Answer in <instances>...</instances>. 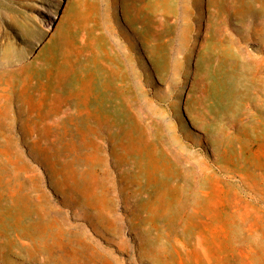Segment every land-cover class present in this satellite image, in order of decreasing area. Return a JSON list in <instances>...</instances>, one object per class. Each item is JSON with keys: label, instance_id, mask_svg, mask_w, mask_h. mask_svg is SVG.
Segmentation results:
<instances>
[{"label": "rangeland", "instance_id": "374dc122", "mask_svg": "<svg viewBox=\"0 0 264 264\" xmlns=\"http://www.w3.org/2000/svg\"><path fill=\"white\" fill-rule=\"evenodd\" d=\"M0 264H264V0H0Z\"/></svg>", "mask_w": 264, "mask_h": 264}, {"label": "bare ground", "instance_id": "6f19581e", "mask_svg": "<svg viewBox=\"0 0 264 264\" xmlns=\"http://www.w3.org/2000/svg\"><path fill=\"white\" fill-rule=\"evenodd\" d=\"M1 217H2V215H1Z\"/></svg>", "mask_w": 264, "mask_h": 264}]
</instances>
